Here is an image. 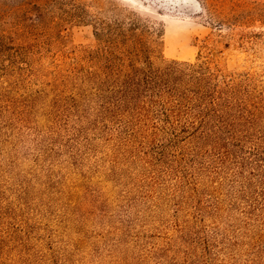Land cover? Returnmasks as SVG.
<instances>
[{"label": "rangeland", "instance_id": "rangeland-1", "mask_svg": "<svg viewBox=\"0 0 264 264\" xmlns=\"http://www.w3.org/2000/svg\"><path fill=\"white\" fill-rule=\"evenodd\" d=\"M85 6L148 18L167 60L210 39L264 96V0H0V30L28 45L0 58V264H264V206L237 200L234 163L100 114Z\"/></svg>", "mask_w": 264, "mask_h": 264}, {"label": "trees", "instance_id": "trees-1", "mask_svg": "<svg viewBox=\"0 0 264 264\" xmlns=\"http://www.w3.org/2000/svg\"><path fill=\"white\" fill-rule=\"evenodd\" d=\"M111 11L101 17L85 6L81 16L93 26L97 41L87 57L90 64L82 67V81L100 114L143 139L176 144L179 151L199 145V154H182L193 163L208 153L207 147L215 149L235 164L237 200L263 208L264 96L248 76L237 78L219 67L210 39L195 61L167 60L158 41L162 33L153 22L128 9ZM10 35L0 30V58L28 47L15 46ZM199 165L200 173L207 170L208 164Z\"/></svg>", "mask_w": 264, "mask_h": 264}]
</instances>
